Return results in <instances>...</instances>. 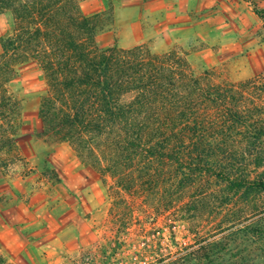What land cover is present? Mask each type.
Returning a JSON list of instances; mask_svg holds the SVG:
<instances>
[{
    "label": "rangeland",
    "instance_id": "rangeland-1",
    "mask_svg": "<svg viewBox=\"0 0 264 264\" xmlns=\"http://www.w3.org/2000/svg\"><path fill=\"white\" fill-rule=\"evenodd\" d=\"M113 1L94 13L97 46L143 45L153 54L182 56L194 75L208 73L216 82L254 80L245 95L264 120V0H212L210 7L195 0L187 21L177 15L159 21L165 26L158 36L155 28L143 33L150 5L137 10L140 0ZM99 2L80 0L79 9L94 15L87 11L101 8ZM114 6H130L123 14L133 27L114 30L124 16ZM15 28L12 12H1L0 207L13 216L14 230L0 224V264H159L229 233L236 241L221 255L250 253L249 263L264 264V191L234 192L201 168L190 173L155 160L118 175L106 162L83 163L68 141L45 131L38 109L48 87L37 60L19 53L2 58L1 41ZM255 154L245 155L238 174L264 180V143Z\"/></svg>",
    "mask_w": 264,
    "mask_h": 264
},
{
    "label": "trees",
    "instance_id": "trees-1",
    "mask_svg": "<svg viewBox=\"0 0 264 264\" xmlns=\"http://www.w3.org/2000/svg\"><path fill=\"white\" fill-rule=\"evenodd\" d=\"M79 1L0 0V13L11 11L16 24L1 41L2 58L29 54L44 73L48 92L38 109L44 130L68 141L83 163L106 162L118 175L155 160L190 173L201 168L234 192L264 191L262 178L238 174L245 155L264 143V120L245 95L254 80L216 82L208 73L194 75L182 56L143 45L102 49L95 41L99 15L84 16ZM232 235L197 242L159 264H252L250 253L221 255L236 241Z\"/></svg>",
    "mask_w": 264,
    "mask_h": 264
},
{
    "label": "crops",
    "instance_id": "crops-1",
    "mask_svg": "<svg viewBox=\"0 0 264 264\" xmlns=\"http://www.w3.org/2000/svg\"><path fill=\"white\" fill-rule=\"evenodd\" d=\"M100 1L99 3H101V8L97 9L94 8L92 10H88V14H94L96 12H99L103 9L106 8L105 3L106 0H98ZM185 1V5L184 7L179 5V2ZM197 1V0H196ZM199 1V0H198ZM114 3H116V0L113 1ZM142 2H146L148 5H150V7L148 8V12L149 14L144 15L143 17H141V19H143L142 22L143 23V33H147V30L150 28H155V34L156 36L162 34V29L164 28L165 24L162 26V28H160V24L161 22L159 21H163V20H174L177 18V20H181V21H187V18L190 17V12H192V10H190V7L188 6V4H194L195 0H140L139 1V5L133 6V8L137 9V10H141L143 4ZM201 2L203 3V5L210 7L211 6V2L212 0H201ZM177 3V4H176ZM192 4V5H193ZM164 5V6H163ZM191 5V6H192ZM120 6V5H119ZM116 7L114 6V10L115 12L117 11V13H124L125 14V10L126 7L129 8L130 6H121V7ZM195 6V5H194ZM201 8H196L194 9V12H199ZM204 11H207L206 8ZM165 12V14H164ZM123 14V15H124ZM152 14V15H150ZM168 15V16H167ZM170 15H174L177 17H175L174 19L171 18ZM154 16V17H153ZM153 17V18H151ZM129 17H127L126 15L124 16H120L117 20H118V24H114L113 28L114 30H120V31H124L129 29L130 27H133L132 22L128 19ZM152 19V21H151ZM147 20H150L148 22H145ZM116 23V20H114ZM153 21H155V23H153ZM131 25V26H130ZM2 31V29H0V32ZM109 34H112V32L108 31ZM13 216L9 214V210L6 209L5 207H0V224L3 225L5 228H7L6 230L8 232L13 231L14 229H11V227H9V223L13 220L12 218ZM34 217V216H33ZM29 219H32L31 216L28 217ZM30 222V220H29Z\"/></svg>",
    "mask_w": 264,
    "mask_h": 264
}]
</instances>
